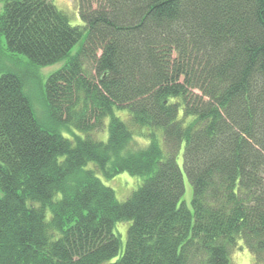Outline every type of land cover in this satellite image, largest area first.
<instances>
[{
  "label": "trees",
  "instance_id": "obj_1",
  "mask_svg": "<svg viewBox=\"0 0 264 264\" xmlns=\"http://www.w3.org/2000/svg\"><path fill=\"white\" fill-rule=\"evenodd\" d=\"M77 2L82 26L1 0L0 53L28 63L0 55V264H231L239 240L264 264V0ZM63 60L44 126L25 87ZM120 172L122 201L97 175Z\"/></svg>",
  "mask_w": 264,
  "mask_h": 264
},
{
  "label": "rangeland",
  "instance_id": "obj_2",
  "mask_svg": "<svg viewBox=\"0 0 264 264\" xmlns=\"http://www.w3.org/2000/svg\"><path fill=\"white\" fill-rule=\"evenodd\" d=\"M53 4L63 11L67 16L72 25H83L82 20L80 19L79 13H78V2L77 0H52ZM2 8V3L0 0V10ZM3 43H4V39ZM79 47V44L75 45L73 49L71 50L72 53H74ZM1 58L3 59V64L10 65V67L14 68L15 70L21 72L25 70L26 64L28 63V58L23 54L18 53H9L6 50H3L2 53H0ZM63 61H58L50 65H46L44 67H35V75L30 81L29 85L25 87V91L27 92L29 99L31 101V104L33 106L34 113L37 117V119L44 125V126H50L51 123L47 118L45 105H44V98H43V84L47 78V76L51 73L57 70L62 64ZM105 123H108V118L105 120ZM63 135L68 136L67 132L64 128L60 129ZM95 136L98 139L105 140L107 137V129L104 131H101ZM145 141L143 139H139L138 137L135 138V140H132L130 143L131 148H137L144 145ZM177 162L181 168V171H183V179H184V193L182 196V200L185 201L187 205H190V199H191V186L190 183L186 177V174L184 173L183 167H182V150L179 153L177 157ZM98 177L102 180V182L111 187L116 195V198L120 201L126 199L128 195L134 190L138 184L141 181V177L131 175L127 172H120L116 174L115 176L111 178H106L100 173L97 174ZM130 224V221H120L116 222L114 225V231L119 235L121 240V252L124 250L125 247V240H126V229L128 225ZM230 263L231 264H253V256L250 253V251L244 246L241 240L238 241L237 248L232 252L230 256Z\"/></svg>",
  "mask_w": 264,
  "mask_h": 264
}]
</instances>
